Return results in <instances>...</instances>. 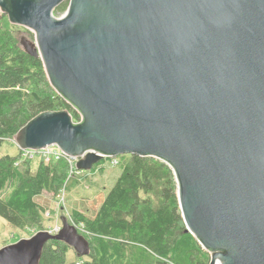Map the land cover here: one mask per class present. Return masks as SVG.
Segmentation results:
<instances>
[{"label": "water", "instance_id": "95a60500", "mask_svg": "<svg viewBox=\"0 0 264 264\" xmlns=\"http://www.w3.org/2000/svg\"><path fill=\"white\" fill-rule=\"evenodd\" d=\"M4 17L34 34L22 47L81 115H38L13 140L21 151L56 146L79 171L159 159L210 264H264V0H0ZM61 221L1 248L0 264H40L52 240L88 256Z\"/></svg>", "mask_w": 264, "mask_h": 264}, {"label": "trees", "instance_id": "16d2710c", "mask_svg": "<svg viewBox=\"0 0 264 264\" xmlns=\"http://www.w3.org/2000/svg\"><path fill=\"white\" fill-rule=\"evenodd\" d=\"M67 8L64 3L54 14L62 16ZM25 32L34 39L32 32L11 25L7 17L0 20V148L44 112L68 111L74 122L81 121L80 113L50 84L41 58L22 47L19 35ZM116 159L121 175L96 215L90 218L75 210L71 214L72 223L83 227L90 254L77 256L81 262H68L73 248L52 240L40 264H210V253L187 232L172 168L151 157ZM71 170L64 158L47 162L39 154L24 158L23 151L0 156V217L14 229L41 226L44 211L37 198L45 192L60 196L68 189Z\"/></svg>", "mask_w": 264, "mask_h": 264}, {"label": "rangeland", "instance_id": "374dc122", "mask_svg": "<svg viewBox=\"0 0 264 264\" xmlns=\"http://www.w3.org/2000/svg\"><path fill=\"white\" fill-rule=\"evenodd\" d=\"M60 17V16H58ZM19 37H26L34 41L29 33H22ZM21 150L12 141H7L0 148V156L11 155L17 156ZM41 155L40 153H38ZM33 158V157H32ZM117 158V157H116ZM116 158L104 161L97 171H79L76 169L75 163L69 174L68 189L63 191L60 196L56 197L51 193H43L37 198V202L43 208L42 225L20 230L12 228L3 218L0 217V249L6 245L17 242L23 238H30L39 231H49L52 234L62 227L61 217L65 216L72 223V212L79 211L82 214L92 218L98 212L100 205L106 198L110 190L114 187L116 180L121 175V168L111 162ZM38 161L33 162L32 169L36 170ZM80 234L84 233L82 226H76ZM81 258V257H78ZM68 262H81L77 260V254L74 249L67 254Z\"/></svg>", "mask_w": 264, "mask_h": 264}, {"label": "built area", "instance_id": "2783aa9c", "mask_svg": "<svg viewBox=\"0 0 264 264\" xmlns=\"http://www.w3.org/2000/svg\"><path fill=\"white\" fill-rule=\"evenodd\" d=\"M38 153H40L45 159L47 162H49L51 159H60V158H64V159H67V161L71 164V167L73 168V163H75V166H76V163H77V160L73 159V158H70L68 156H66L58 147L56 146H52V147H48L47 149L45 150H42V151H23V157L24 158H32L34 157L35 155H37ZM111 162L114 164L117 165L118 164V161L116 160H111Z\"/></svg>", "mask_w": 264, "mask_h": 264}]
</instances>
